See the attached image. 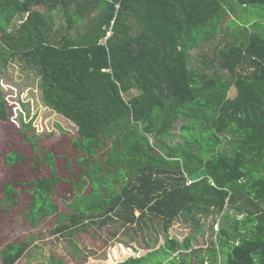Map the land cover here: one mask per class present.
I'll use <instances>...</instances> for the list:
<instances>
[{
  "label": "trees",
  "instance_id": "obj_1",
  "mask_svg": "<svg viewBox=\"0 0 264 264\" xmlns=\"http://www.w3.org/2000/svg\"><path fill=\"white\" fill-rule=\"evenodd\" d=\"M253 7L264 0H0V72L14 59L35 68L44 103L75 125L80 152L60 156L25 126L28 155H3L11 174L0 209L20 204L23 183L20 211L33 227L56 214L57 230L161 222L162 246L117 264H264V25L246 15ZM54 10L64 11L62 29ZM222 32L206 68H192L189 52ZM215 64L226 77L208 72ZM178 121L186 140L168 145ZM68 184L62 213L54 193ZM214 215L234 229L223 226L217 246L189 260L195 236L181 242L171 226L184 217L200 232ZM29 240L0 247L1 264H16Z\"/></svg>",
  "mask_w": 264,
  "mask_h": 264
},
{
  "label": "rangeland",
  "instance_id": "obj_2",
  "mask_svg": "<svg viewBox=\"0 0 264 264\" xmlns=\"http://www.w3.org/2000/svg\"><path fill=\"white\" fill-rule=\"evenodd\" d=\"M37 9L48 13L46 7ZM249 11L246 12V15L250 14L254 20H259L264 25V7H253ZM63 12L53 11L56 29H62L66 25ZM242 12L241 8L235 7L232 17H241ZM23 19L22 15H18L13 25H19ZM222 36H225V32L191 50L189 52L190 66L194 69L206 68L204 61L208 59L207 54L211 52ZM59 39V34L55 33L53 42L58 43ZM208 72L217 78L227 75L225 72H221L217 64L210 67ZM0 87L6 98L8 113L7 120L0 119V197H2L3 183L11 174V171L3 164L4 153L9 149L20 150L25 155L29 153V146L21 135L25 126H29L40 137L42 147H48L60 156L66 155L72 159L80 152L73 143L76 136L75 125L44 103L40 77L35 68H29L19 59L12 60L0 72ZM132 93L135 94L136 91H132ZM182 122L178 121L173 125L171 132L164 139L166 144L174 145L186 140V137L180 132ZM223 149L231 150L232 147L225 141ZM63 163V159L59 158L58 165L61 166V169H65ZM77 170L79 167L74 164L72 171ZM68 172L69 175H73L71 171ZM23 188L22 183L18 187L21 190L18 206L9 207L7 212L0 209L1 248L9 242L21 243L31 239L28 241L30 242L28 251L16 264H117L130 256H141L156 250L165 241L166 231L157 219H148V225L138 224L133 228L131 226L124 227L120 221L112 220L102 228L92 222H82L70 229L57 230L56 214L45 220H40L39 224L33 227L20 211L23 210L22 206L29 204L30 198L28 193L22 190ZM65 197L68 199L65 200ZM70 197V184L67 188L59 186L56 189L54 200L59 203V212L69 211L66 203L69 202ZM136 213L139 215V211ZM225 225L227 229L233 230L235 224L227 222L219 215L204 217L202 219L203 230L199 232L192 221L181 217L173 223L169 232L173 238L181 242L190 238L191 235L195 236L190 244V249L187 250L189 260H191V254L194 260L198 255L197 251L201 250L204 255L207 249H211L214 245L217 246L219 231ZM119 242H122L123 245H120Z\"/></svg>",
  "mask_w": 264,
  "mask_h": 264
},
{
  "label": "built area",
  "instance_id": "obj_3",
  "mask_svg": "<svg viewBox=\"0 0 264 264\" xmlns=\"http://www.w3.org/2000/svg\"><path fill=\"white\" fill-rule=\"evenodd\" d=\"M111 34V32H109V35Z\"/></svg>",
  "mask_w": 264,
  "mask_h": 264
}]
</instances>
